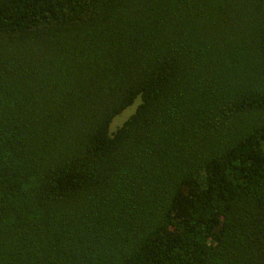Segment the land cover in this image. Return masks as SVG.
I'll list each match as a JSON object with an SVG mask.
<instances>
[{"label":"trees","instance_id":"obj_1","mask_svg":"<svg viewBox=\"0 0 264 264\" xmlns=\"http://www.w3.org/2000/svg\"><path fill=\"white\" fill-rule=\"evenodd\" d=\"M0 264H264V0H0Z\"/></svg>","mask_w":264,"mask_h":264},{"label":"rangeland","instance_id":"obj_2","mask_svg":"<svg viewBox=\"0 0 264 264\" xmlns=\"http://www.w3.org/2000/svg\"><path fill=\"white\" fill-rule=\"evenodd\" d=\"M133 107H127L121 114L117 115L111 122L110 129L114 130L116 127L122 124V121L132 112Z\"/></svg>","mask_w":264,"mask_h":264}]
</instances>
